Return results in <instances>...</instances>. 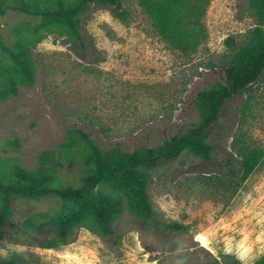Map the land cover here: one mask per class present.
Wrapping results in <instances>:
<instances>
[{
    "label": "rangeland",
    "instance_id": "rangeland-1",
    "mask_svg": "<svg viewBox=\"0 0 264 264\" xmlns=\"http://www.w3.org/2000/svg\"><path fill=\"white\" fill-rule=\"evenodd\" d=\"M120 1L124 19L110 5H88L80 15L81 43L69 41L60 29L32 34L40 16L11 9L0 15L6 43L17 35L39 38L32 45L34 84L0 101V175L7 177L13 164L35 168L39 153L58 151L74 129L101 148L118 145L125 151L156 146L185 131L198 120L197 92L223 81L222 68L235 50L226 46V38H234L238 47L255 25L248 0H207L201 17L206 36L184 53L160 38L138 0ZM11 68L0 50V86ZM213 132L215 151L209 160L184 151L150 171L147 193L154 220L149 224L125 209L110 238L77 228L74 264H226L231 261L226 256L252 264L264 255V73L226 102ZM245 147L259 149L262 158L241 180L238 151ZM89 171L77 157L63 164L53 185H78ZM61 206L51 197L17 199L3 225L0 264L15 263L2 250L12 237L20 245H39L53 236L49 227L27 232L17 227L33 213ZM170 221L188 229L163 230Z\"/></svg>",
    "mask_w": 264,
    "mask_h": 264
},
{
    "label": "trees",
    "instance_id": "trees-1",
    "mask_svg": "<svg viewBox=\"0 0 264 264\" xmlns=\"http://www.w3.org/2000/svg\"><path fill=\"white\" fill-rule=\"evenodd\" d=\"M7 1H11L8 3ZM207 0H138L143 13L149 18L154 30L170 47L187 53L194 50L205 36L201 21ZM255 17V25L246 32V40L235 46V40L227 37L226 46L234 48L230 61L222 68L223 81L213 82L199 90L195 97L198 120L185 131L176 133L156 146H140L132 151L114 145L101 148L86 132L74 129L63 140L58 151L43 150L35 168L29 170L18 164L10 167L7 177L0 175V239L4 237L3 225L12 218L14 203L20 200L56 198L61 202L56 212H36L24 219L21 232L49 227L54 235L43 243L33 245L55 248L75 240V230L85 226L94 234L110 238L114 235L113 224L125 209L147 225L154 220V213L147 193L149 173L163 162L172 161L184 151L203 160H209L215 151L212 143L213 127L219 121L226 102L241 95L250 83L264 73V0H248ZM89 4H106L122 19L126 13L120 0H54L47 5L40 0H0V15L6 9L40 16V25L31 28L32 34L39 30L60 29L68 40L80 41V15ZM36 40H39L37 38ZM32 38L17 35L12 43L0 36V50L12 62L0 86V101L16 95L20 86L30 87L35 81V65L32 54ZM81 146V147H80ZM73 147L79 149L75 152ZM240 178L244 180L257 166L262 153L257 148L240 149ZM82 158L90 166L78 185H53L58 180L59 169L76 158ZM57 158L65 162L58 161ZM232 176L237 173L230 171ZM99 186L98 191L94 189ZM74 203V204H72ZM165 231H186L188 226L177 221L162 224ZM116 239L114 240V242ZM11 243L19 240L12 237ZM226 264H243L226 256ZM252 264H264V255Z\"/></svg>",
    "mask_w": 264,
    "mask_h": 264
},
{
    "label": "crops",
    "instance_id": "crops-1",
    "mask_svg": "<svg viewBox=\"0 0 264 264\" xmlns=\"http://www.w3.org/2000/svg\"><path fill=\"white\" fill-rule=\"evenodd\" d=\"M78 242L79 239L55 248H42L12 243L2 250L6 252V256L10 255L16 264H74V249Z\"/></svg>",
    "mask_w": 264,
    "mask_h": 264
},
{
    "label": "clouds",
    "instance_id": "clouds-1",
    "mask_svg": "<svg viewBox=\"0 0 264 264\" xmlns=\"http://www.w3.org/2000/svg\"><path fill=\"white\" fill-rule=\"evenodd\" d=\"M99 190V186H97V188L96 189H94V191H98Z\"/></svg>",
    "mask_w": 264,
    "mask_h": 264
}]
</instances>
